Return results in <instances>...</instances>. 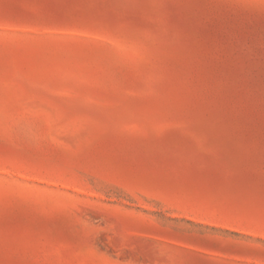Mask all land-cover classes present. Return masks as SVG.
<instances>
[{"label":"rangeland","instance_id":"374dc122","mask_svg":"<svg viewBox=\"0 0 264 264\" xmlns=\"http://www.w3.org/2000/svg\"><path fill=\"white\" fill-rule=\"evenodd\" d=\"M0 264H264V0H0Z\"/></svg>","mask_w":264,"mask_h":264}]
</instances>
